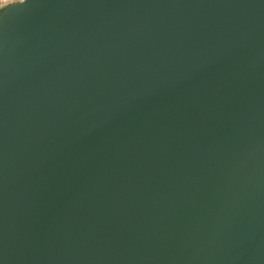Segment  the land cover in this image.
<instances>
[{
    "label": "water",
    "instance_id": "water-1",
    "mask_svg": "<svg viewBox=\"0 0 264 264\" xmlns=\"http://www.w3.org/2000/svg\"><path fill=\"white\" fill-rule=\"evenodd\" d=\"M0 264H264V0L1 11Z\"/></svg>",
    "mask_w": 264,
    "mask_h": 264
},
{
    "label": "rangeland",
    "instance_id": "rangeland-1",
    "mask_svg": "<svg viewBox=\"0 0 264 264\" xmlns=\"http://www.w3.org/2000/svg\"><path fill=\"white\" fill-rule=\"evenodd\" d=\"M20 0H0V9H3L6 5H9L12 2Z\"/></svg>",
    "mask_w": 264,
    "mask_h": 264
},
{
    "label": "bare ground",
    "instance_id": "bare-ground-1",
    "mask_svg": "<svg viewBox=\"0 0 264 264\" xmlns=\"http://www.w3.org/2000/svg\"><path fill=\"white\" fill-rule=\"evenodd\" d=\"M20 1H21V0H20ZM17 2H18V1H15V2L10 3L9 5H6L7 7H5L3 11H5L9 6H11V5H13V4L17 3ZM3 11H2V12H3ZM0 12H1V11H0Z\"/></svg>",
    "mask_w": 264,
    "mask_h": 264
},
{
    "label": "snow or ice",
    "instance_id": "snow-or-ice-1",
    "mask_svg": "<svg viewBox=\"0 0 264 264\" xmlns=\"http://www.w3.org/2000/svg\"><path fill=\"white\" fill-rule=\"evenodd\" d=\"M21 2H22V0H21ZM5 7H7V6H5ZM0 11H3V9H0Z\"/></svg>",
    "mask_w": 264,
    "mask_h": 264
},
{
    "label": "clouds",
    "instance_id": "clouds-1",
    "mask_svg": "<svg viewBox=\"0 0 264 264\" xmlns=\"http://www.w3.org/2000/svg\"><path fill=\"white\" fill-rule=\"evenodd\" d=\"M5 12V11H4Z\"/></svg>",
    "mask_w": 264,
    "mask_h": 264
}]
</instances>
